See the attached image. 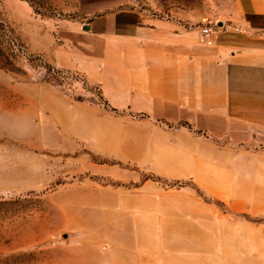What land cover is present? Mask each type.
<instances>
[{
	"label": "crops",
	"instance_id": "obj_1",
	"mask_svg": "<svg viewBox=\"0 0 264 264\" xmlns=\"http://www.w3.org/2000/svg\"><path fill=\"white\" fill-rule=\"evenodd\" d=\"M235 6L232 24L220 23L211 45L199 33L186 41L178 20L159 31L152 19L114 31L106 15L60 27L55 39L45 33L23 41L29 53L79 73L103 103L32 87L28 111L43 149L80 157L100 175L113 177L122 164L160 179H191L204 196L170 194L151 181L134 192H98L93 202L117 208L97 222L133 232L114 235L106 252L112 264H264V225L217 213L216 202L233 217L264 211V0ZM244 173L255 180L243 181Z\"/></svg>",
	"mask_w": 264,
	"mask_h": 264
},
{
	"label": "rangeland",
	"instance_id": "obj_2",
	"mask_svg": "<svg viewBox=\"0 0 264 264\" xmlns=\"http://www.w3.org/2000/svg\"><path fill=\"white\" fill-rule=\"evenodd\" d=\"M237 12L235 0H0V264H112L106 252L114 246V235L128 239L133 232L116 233L113 221L97 222L103 214L112 218L117 208L93 202L98 192H134L151 181L170 194L184 191L185 196L196 197L197 192L204 198L191 179H160L122 164L119 174L100 175L88 171L80 157L43 149L28 111L32 87L47 86L66 94L45 80V70L59 68L29 53L23 41L45 33L55 39L60 27L78 28L103 15L114 31L143 28L145 19H152L154 31H159L163 22L178 20L184 24L186 41H198L201 26L217 32L220 23L232 24L229 19ZM72 87L76 95H87L78 85ZM90 160L97 165L112 163ZM240 175L243 181L255 180V175ZM185 187L190 189H179ZM216 204L220 217L264 225V211L233 217L226 203ZM88 217L92 223L85 221ZM87 247L96 253H85Z\"/></svg>",
	"mask_w": 264,
	"mask_h": 264
},
{
	"label": "built area",
	"instance_id": "obj_3",
	"mask_svg": "<svg viewBox=\"0 0 264 264\" xmlns=\"http://www.w3.org/2000/svg\"><path fill=\"white\" fill-rule=\"evenodd\" d=\"M217 29H221V27H217ZM215 32L216 31L212 27L207 25L201 26L199 29V34L202 36V41L208 45L212 44V36L215 34ZM45 72V80L55 88L62 90L64 94L67 95V97L73 99L79 98L80 100H83V98L86 97L85 102L96 105L103 104L98 90L87 86L84 78L79 73L55 68L45 70ZM74 84L78 85L79 88L87 95H76L72 87Z\"/></svg>",
	"mask_w": 264,
	"mask_h": 264
},
{
	"label": "water",
	"instance_id": "obj_4",
	"mask_svg": "<svg viewBox=\"0 0 264 264\" xmlns=\"http://www.w3.org/2000/svg\"><path fill=\"white\" fill-rule=\"evenodd\" d=\"M84 29H85V30H89V26L85 25V26H84ZM200 37L202 38V36H200Z\"/></svg>",
	"mask_w": 264,
	"mask_h": 264
}]
</instances>
